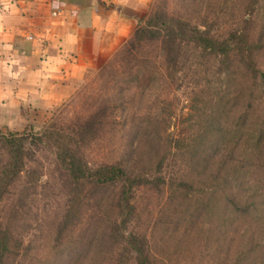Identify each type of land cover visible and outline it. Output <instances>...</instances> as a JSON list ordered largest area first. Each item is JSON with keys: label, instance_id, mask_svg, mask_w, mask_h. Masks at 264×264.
I'll return each mask as SVG.
<instances>
[{"label": "rangeland", "instance_id": "rangeland-1", "mask_svg": "<svg viewBox=\"0 0 264 264\" xmlns=\"http://www.w3.org/2000/svg\"><path fill=\"white\" fill-rule=\"evenodd\" d=\"M111 7L135 25L127 39L87 60L61 105L0 127L27 137L26 167L0 198L3 264H264V0ZM155 13L191 39L132 47ZM194 29L220 44L248 38L256 73L238 45L226 58ZM65 156L88 177L72 179ZM8 157L0 145V167ZM111 166L126 178H89Z\"/></svg>", "mask_w": 264, "mask_h": 264}, {"label": "crops", "instance_id": "crops-1", "mask_svg": "<svg viewBox=\"0 0 264 264\" xmlns=\"http://www.w3.org/2000/svg\"><path fill=\"white\" fill-rule=\"evenodd\" d=\"M121 1L2 0L0 127L17 129L61 105L87 60L127 39L135 25L111 7Z\"/></svg>", "mask_w": 264, "mask_h": 264}, {"label": "trees", "instance_id": "trees-1", "mask_svg": "<svg viewBox=\"0 0 264 264\" xmlns=\"http://www.w3.org/2000/svg\"><path fill=\"white\" fill-rule=\"evenodd\" d=\"M193 37L197 38V42L203 44L207 50L212 51L215 54L223 55L226 58H229L232 52L231 45H238L241 53L244 55L250 64H252L253 72L256 73V68L254 66V48L250 43L248 38H241L238 36H234L230 41L231 44L225 43L220 44L214 39L207 38L205 33L200 32L199 30L193 31ZM166 34V38H170L172 41H176V39L181 40H190L192 33L188 24H184L181 22H177L174 19L169 18L168 16H159L157 13L152 15L144 25L140 26L130 43L132 47L134 43L140 38H149L152 39H160L162 34ZM127 48V46L123 49ZM27 137L25 135H16V134H8L2 135L0 134V145L7 149L9 157L5 164H2L0 169V198H3L6 192L9 190L11 185L15 183L20 175L23 173L26 167V156L25 147H26ZM5 151V150H3ZM66 159L63 160L65 168L68 167L69 176L75 181H82L88 177L85 174V169L75 161V158L72 156H65ZM70 160H69V159ZM72 159V160H71ZM89 178L96 183L97 185L105 186L119 180H123L126 178V173L123 169L111 166L105 167L104 169H99L98 171H94L89 173ZM8 242L6 240H0V264H3L5 253L7 251ZM146 261V262H145ZM140 261L141 264L147 263V260ZM143 262V263H142Z\"/></svg>", "mask_w": 264, "mask_h": 264}, {"label": "built area", "instance_id": "built-area-1", "mask_svg": "<svg viewBox=\"0 0 264 264\" xmlns=\"http://www.w3.org/2000/svg\"><path fill=\"white\" fill-rule=\"evenodd\" d=\"M1 3H2V0H0V5H1Z\"/></svg>", "mask_w": 264, "mask_h": 264}]
</instances>
